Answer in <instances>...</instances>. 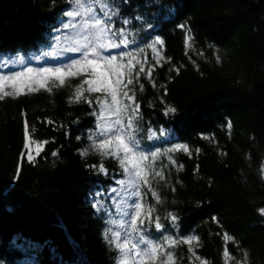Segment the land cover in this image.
I'll return each instance as SVG.
<instances>
[{
    "label": "trees",
    "instance_id": "1",
    "mask_svg": "<svg viewBox=\"0 0 264 264\" xmlns=\"http://www.w3.org/2000/svg\"><path fill=\"white\" fill-rule=\"evenodd\" d=\"M112 2L119 6L117 27L129 18L124 27L140 47L156 37L164 41L160 64L146 48L145 73L130 86L143 117L140 150L166 154L156 162L165 180L153 182L161 203L151 193L146 198L165 230L150 228V234L198 236L192 247L207 264H224L225 247L233 257L227 264H264V215L258 211L264 208V0ZM69 7L65 0H0V57L50 46ZM153 66L150 81L146 72ZM79 82L69 78L50 92L0 100V264H114L116 253L102 235L106 216L90 198L112 184L119 166L91 150L81 155L91 143L96 117L90 113L100 94L89 96L93 107L69 102ZM168 107L175 111L166 115ZM25 119L33 139L48 141L35 164L20 159ZM153 132L159 137L148 139ZM176 144L188 145L191 155L169 153ZM101 162L107 175L98 172ZM169 213L178 218L174 225ZM224 234L233 240L225 242ZM175 251L177 264H199L189 259L188 245Z\"/></svg>",
    "mask_w": 264,
    "mask_h": 264
},
{
    "label": "snow or ice",
    "instance_id": "2",
    "mask_svg": "<svg viewBox=\"0 0 264 264\" xmlns=\"http://www.w3.org/2000/svg\"><path fill=\"white\" fill-rule=\"evenodd\" d=\"M124 2L126 3L127 0ZM65 3L70 6V10L62 12L67 22L61 20V25L70 33L65 37L67 43L62 44L60 38L56 37V45L51 51H41L38 55L32 53L29 56L30 60L55 63L52 66L31 67L27 66L25 57L19 54L0 58V100L5 97L15 98L41 89L50 92L52 87L57 86L56 82L58 86H64L69 78H78L80 81L69 96V102L75 100L79 103L83 100L89 107H93L94 102L89 96L100 94L95 97L97 107L90 113L96 117L95 131L89 135L88 139L91 143L81 150V155L87 156L91 150L102 157L115 159L124 177L116 181L120 186L119 189H111V192L116 193L120 198L114 202L120 219H107V227L102 233L106 244L116 253L113 258L114 264H177L175 249L181 244L188 245L190 260L207 264L206 260L196 255L192 247L194 242H199L198 236L191 235L177 239L164 235L157 239L150 234V228H154L156 232L165 230L160 217L153 215L156 212L155 206L149 205L146 198L148 193H151L156 204L161 203L153 182L157 178L161 181L165 180L164 171L156 169V162L166 154L140 150L137 134L143 117L135 98V87L130 86L134 85V81L138 83L140 74L145 73L144 65L148 57L143 54L146 48L155 54L152 58L156 64H160V59H156V56L158 46L163 45L164 41L156 37L146 47H140L131 29L124 27L131 24L129 18H121V24L124 26L117 27L113 18L120 17V11L119 6L112 0H65ZM136 19L139 20L140 17L137 16ZM179 27L185 29L186 25ZM187 39L191 37L188 36ZM131 45H136L135 49L126 51ZM114 49L122 50L113 54ZM68 53L78 55L68 56ZM141 56L143 61L140 59ZM216 62H221L219 56L216 57ZM137 66H139L138 70H136ZM5 69L7 71H4ZM153 70L154 66L149 67L146 72L150 81ZM175 71L179 73V68ZM155 86L153 82V87ZM143 88L144 85L139 84V90L143 91ZM174 111L173 107H168L165 114ZM227 128L229 130L232 128L231 121L227 122ZM155 138L154 132L148 136V139ZM23 139V147L27 150V162L35 164L36 158L41 156L48 141L40 142L31 137L27 119L23 122ZM176 151L191 155L186 144H176L168 150L169 153ZM51 155L55 157L58 152L54 151ZM24 158L25 153L22 152L21 161ZM168 161L171 165H176L171 155H168ZM91 167L97 168L96 165ZM178 168L182 169L183 165H179ZM98 172L108 174L102 162ZM19 174L18 166L16 178ZM261 179H264V167L261 169ZM144 189L147 191L145 192ZM93 206L97 211L107 213L104 204L97 202ZM258 211L264 215V208ZM168 218L173 225L178 219L171 213L168 214ZM223 240L231 241L233 237L224 234ZM232 258L225 247L224 264ZM246 258L245 253V261ZM237 264L240 262L238 261Z\"/></svg>",
    "mask_w": 264,
    "mask_h": 264
},
{
    "label": "rangeland",
    "instance_id": "3",
    "mask_svg": "<svg viewBox=\"0 0 264 264\" xmlns=\"http://www.w3.org/2000/svg\"><path fill=\"white\" fill-rule=\"evenodd\" d=\"M66 10H70V7L67 8ZM63 21L67 22V18L65 17ZM67 35H70V33L68 32V30L63 29L62 25H61V28L53 35V41H52V44L50 46H48L46 48H41L38 52H30L26 55H23V54H19V55L25 57L26 62H27V66H31V67L52 66L55 63L54 61H48L46 63L43 60H41V61L30 60L29 56L32 53H36L38 55L41 51H51L56 45V39H55L56 37L60 38V41L62 44L67 43V41L65 40V37ZM117 50L118 49L112 50V53L116 52ZM67 55L68 56H74V55H78V54L68 53ZM13 56H16V55H13ZM3 57H12V56H3ZM3 57H0V58H3ZM4 71H7V69H5ZM93 131H95V128ZM157 137H159V136L156 135L155 139H157ZM25 153H27L26 150H25ZM117 164H118V162H117ZM120 179H124V177L121 175V169L119 168L118 171L116 172V175H114L112 178V184L110 186H108L104 192L98 191V192L94 193V195L90 198L93 205L97 204V202H100L106 206L107 213L103 211L105 216H106V220L109 218L120 219V217L117 214L115 203H114L115 201L119 200L120 198L117 196L116 193L111 192L112 188L119 189L120 186L116 183V181L120 180Z\"/></svg>",
    "mask_w": 264,
    "mask_h": 264
},
{
    "label": "water",
    "instance_id": "4",
    "mask_svg": "<svg viewBox=\"0 0 264 264\" xmlns=\"http://www.w3.org/2000/svg\"><path fill=\"white\" fill-rule=\"evenodd\" d=\"M25 152V149H24V147H23V153ZM26 152H27V150H26ZM25 154H27V153H25ZM15 179H16V177H15ZM15 181V180H14Z\"/></svg>",
    "mask_w": 264,
    "mask_h": 264
}]
</instances>
